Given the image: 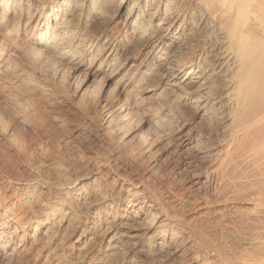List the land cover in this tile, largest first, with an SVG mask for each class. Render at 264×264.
Returning <instances> with one entry per match:
<instances>
[{"label":"bare ground","instance_id":"1","mask_svg":"<svg viewBox=\"0 0 264 264\" xmlns=\"http://www.w3.org/2000/svg\"><path fill=\"white\" fill-rule=\"evenodd\" d=\"M0 264H264V0H0Z\"/></svg>","mask_w":264,"mask_h":264},{"label":"rangeland","instance_id":"2","mask_svg":"<svg viewBox=\"0 0 264 264\" xmlns=\"http://www.w3.org/2000/svg\"><path fill=\"white\" fill-rule=\"evenodd\" d=\"M94 143V144H93ZM91 146H94L95 145V142H90L89 143ZM93 144V145H92ZM173 168V169H172ZM171 170L173 171L172 174H179V175H176V176H180L181 178H183L182 176H184V172L182 171V166L181 164L178 162V160H176L175 162L172 163L171 165Z\"/></svg>","mask_w":264,"mask_h":264}]
</instances>
